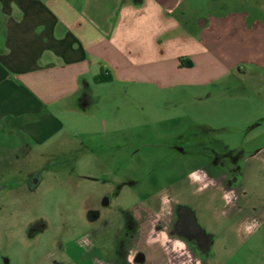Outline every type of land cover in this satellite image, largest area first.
Instances as JSON below:
<instances>
[{"label": "rangeland", "instance_id": "obj_1", "mask_svg": "<svg viewBox=\"0 0 264 264\" xmlns=\"http://www.w3.org/2000/svg\"><path fill=\"white\" fill-rule=\"evenodd\" d=\"M5 1L0 0V38L11 16L10 8L4 9L7 14L1 8ZM12 1L8 0L9 6ZM67 1L75 6L83 2ZM100 2L109 6V15L119 5V0ZM183 12L177 15L184 35L207 32L209 52L225 62L227 72L220 78L213 75L205 84L167 78L161 84L124 82L114 76L109 83L91 82L83 88L87 100L67 104L68 111L58 115L63 131L45 145L34 143L22 131L6 132L11 131L8 123L0 127V185L14 188L17 197H9L5 210L14 209L20 223L10 255L14 264H90L93 245L84 204L100 188L86 179L100 177L109 182L114 186L110 194L120 192L126 181L136 183L126 189L132 194L125 193L126 204L168 185L185 170L183 156L160 144L157 135L187 131L191 138L186 142L192 145L196 162L224 151L221 146L215 147L217 153L207 152L205 131H216L230 147L243 143L245 131H254L259 140L251 148L264 145V31L251 24L255 19L264 22V0H194ZM231 13L250 15L235 33L227 27L231 23L220 20ZM104 16H108L106 11ZM205 17L210 24L202 28ZM189 131H193L191 136ZM249 169L239 179L236 192L224 198L230 201L239 195L233 207L211 197L212 185L207 189L203 218L207 224L210 218L223 224L222 247L214 249L222 258L217 264H264V164L257 161ZM34 175L39 187L32 192L29 185ZM227 209L235 214L227 216ZM166 239L162 240L164 248L150 247L158 262L167 264L174 256L173 264H198L182 244L171 245ZM6 248L5 244L0 247V264L11 249Z\"/></svg>", "mask_w": 264, "mask_h": 264}, {"label": "crops", "instance_id": "obj_2", "mask_svg": "<svg viewBox=\"0 0 264 264\" xmlns=\"http://www.w3.org/2000/svg\"><path fill=\"white\" fill-rule=\"evenodd\" d=\"M191 1L119 0L109 15L100 0L77 6L67 0H13L9 6L6 0L1 8L5 14L10 8L11 16L0 38V127L8 123L6 132L22 131L45 145L65 127L58 115L72 100H87L83 88L102 70L124 82L161 84L167 78L205 84L213 75L220 78L227 69L209 52L207 32L191 37L182 32L177 14ZM224 16L220 20L231 23V33L250 20L249 14ZM262 23L251 24L264 31ZM201 24L206 28L210 20ZM147 255L154 257L150 248Z\"/></svg>", "mask_w": 264, "mask_h": 264}, {"label": "flooded vegetation", "instance_id": "obj_3", "mask_svg": "<svg viewBox=\"0 0 264 264\" xmlns=\"http://www.w3.org/2000/svg\"><path fill=\"white\" fill-rule=\"evenodd\" d=\"M192 132L189 131L188 135L191 136ZM186 133L187 131H171L164 137H155L160 144L183 156L181 164L185 170L182 169L183 173L178 174L175 180L152 191L144 199L133 198L130 204L124 202L125 193L132 197L126 189L136 185L131 180L120 186V192L115 194L113 191L110 194L114 186L109 182H104L100 177L86 179L100 188H97L98 192L93 191L89 197L91 201L84 204V214L91 226L89 230L92 235V257L87 260L90 264H163L147 255V252L152 245L162 247V240L166 237L168 244H182L198 264H217L219 258L213 248L217 242L223 241V224L211 218L207 224V219L203 218L202 214L207 215V209L203 207V202L204 205L207 203V189L212 185L211 197L213 195L214 199L225 201V196L236 192L241 183L239 179L243 178L248 167L251 169L252 164L257 161L264 164V145L251 148L259 140L254 131H245L243 143L241 141L236 147L224 144L216 131H205L207 152L210 150L217 153L215 147L221 146L224 151L215 158L209 153L205 160L198 159L196 162V155L191 152L192 145L186 142L191 137L187 138ZM148 145L154 147L155 143ZM38 187V176H31L29 190L33 192ZM14 191L7 184L0 185V247L5 244L7 250L11 248L6 257L2 258L4 264H14L13 258L10 261V255L16 245L20 225L16 211L5 210L9 197L17 198ZM238 197L239 195L225 201L226 206L233 207L237 204ZM243 209L242 206L237 211L241 212ZM231 212L225 210L227 216L235 214ZM231 224L230 227L234 226ZM26 228L29 229L30 224ZM174 259L171 256L167 264L176 263Z\"/></svg>", "mask_w": 264, "mask_h": 264}, {"label": "trees", "instance_id": "obj_4", "mask_svg": "<svg viewBox=\"0 0 264 264\" xmlns=\"http://www.w3.org/2000/svg\"><path fill=\"white\" fill-rule=\"evenodd\" d=\"M180 62H181V66L184 67V59L183 58L180 59ZM187 65L190 66V63H188ZM113 79H114L113 75L102 70L100 72V74L95 76L94 82L97 84L109 83V82L113 81Z\"/></svg>", "mask_w": 264, "mask_h": 264}, {"label": "clouds", "instance_id": "obj_5", "mask_svg": "<svg viewBox=\"0 0 264 264\" xmlns=\"http://www.w3.org/2000/svg\"><path fill=\"white\" fill-rule=\"evenodd\" d=\"M249 230H251V229L249 228Z\"/></svg>", "mask_w": 264, "mask_h": 264}, {"label": "water", "instance_id": "obj_6", "mask_svg": "<svg viewBox=\"0 0 264 264\" xmlns=\"http://www.w3.org/2000/svg\"><path fill=\"white\" fill-rule=\"evenodd\" d=\"M203 26V25H202Z\"/></svg>", "mask_w": 264, "mask_h": 264}]
</instances>
